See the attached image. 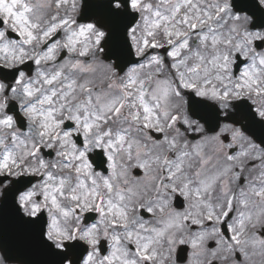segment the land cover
I'll use <instances>...</instances> for the list:
<instances>
[{"label":"snow or ice","instance_id":"obj_1","mask_svg":"<svg viewBox=\"0 0 264 264\" xmlns=\"http://www.w3.org/2000/svg\"><path fill=\"white\" fill-rule=\"evenodd\" d=\"M130 3L132 9L145 13L142 27L132 26L134 18L123 21L112 14L73 31L78 0H43L42 9H55L45 29L33 23L30 16L39 19L40 14L26 0H0V16L5 23L11 21L26 44L68 30L63 46L72 52L79 37L96 32V46L113 62L65 61L45 79L49 85L59 81L65 68L80 74L67 78L61 87L62 103L55 106L57 93L52 91L40 101L49 105L47 112L37 113L33 107L29 114L42 117V136L63 128L67 140L72 135L68 129L79 128L86 145L94 136L99 160L90 162L87 152L73 153L72 159L82 161L77 171L90 178L93 164L106 165L109 173L102 174L103 187L115 193V199H106L92 178L94 187L84 199L85 210L107 218L101 220L103 239L99 225L83 233L50 227L47 239L57 249L52 253L42 242V231L34 239L32 223L22 218L11 240L6 241L0 229V264H13L26 248L37 259L60 254L56 257L63 264L71 245L81 241L90 249L84 264H228L237 251L248 264H255V257L264 261V8L260 7L264 0H173L163 11L148 0ZM101 27L109 29L108 35ZM189 33L199 35L195 49ZM158 35L170 47L168 68L174 79L164 72L159 56L144 63L131 59L133 52L143 57L146 50L161 48ZM58 47H49L35 63L55 60ZM0 51H9V46H0ZM23 55L21 50L13 58L22 62ZM79 55L87 56L88 48ZM241 57L247 65L243 69ZM234 65L239 76L231 84L236 71L229 70ZM26 94L34 93L26 90ZM13 124L10 116L0 119V127L11 129ZM189 129L199 138H187ZM152 132L162 133L163 138H154ZM38 151L33 146L29 154ZM18 167L12 153L0 158V174L11 175ZM134 169L143 175L133 176ZM80 186L87 187L84 182ZM30 199L21 200L26 212ZM71 199L80 201L77 195ZM52 205L59 208L55 197ZM141 209L152 220L146 221ZM40 211L32 205L30 217H38ZM105 241L108 252L102 255Z\"/></svg>","mask_w":264,"mask_h":264},{"label":"clouds","instance_id":"obj_2","mask_svg":"<svg viewBox=\"0 0 264 264\" xmlns=\"http://www.w3.org/2000/svg\"><path fill=\"white\" fill-rule=\"evenodd\" d=\"M26 2L40 14L39 19L30 16L33 19V23H39L41 29L47 28L51 15L55 13V9H42L40 5L43 0H26ZM46 2L51 3L52 0H46ZM148 2L160 7L161 11H163L165 8L172 6L173 0H168L167 3L164 0H148ZM206 2L211 3L212 0H206ZM78 5L80 11L76 16V21L77 17H79L80 22L72 29L73 31H78L80 25L97 24L98 21H105L112 14L118 15L123 21H131L134 18L132 26L140 25L142 27L141 17L145 13L132 9L130 0H78ZM260 7L264 8V3ZM17 11H23V9L17 7ZM63 14L62 12L61 15ZM0 20L4 22V17L0 16ZM4 24L6 27L0 28V33L4 34L3 38L0 39V46H9V51H0V70H2L0 71V119L10 116L14 124L11 129L0 127V158L12 153L18 161L19 167L13 168L11 175L7 172L0 174V213L7 208H11L18 218L37 224L39 226L38 235L42 231V242L51 248L52 253H56L57 249L47 239L50 227L59 228L68 233H74L79 229L83 233L86 228L99 225L100 236L103 239L105 225L101 224V220H107V218H103L100 215L95 218L92 216L86 217L85 214L89 212L83 208L84 199L87 192L94 187L91 183L92 178L97 181V190L106 199H115V193L109 194L105 191L103 175L100 171H96L93 168L92 177L90 178L87 173L77 171L82 161L72 159L73 153L87 152L88 157L89 154H92L93 161H98L99 154L94 144L95 137H89V143L86 145L81 134L82 129L79 128L68 129L72 135L67 140L63 139L65 131L63 128L57 129L56 133L51 136H42L41 133L44 131L41 127L42 117L38 115L33 117L29 114V109L35 107L37 113L41 111L46 113L49 105L47 103L41 104L40 101L44 96L51 95L52 91L57 93L54 98L57 102L55 106L58 107L59 103H62L60 99L61 87L67 78L79 77L80 74L65 68L64 76L59 81L49 85L45 83V79H50L65 64V61H79L85 64L110 63L113 61L106 60L105 51L98 49L96 46L95 31L87 32L86 35L79 37L76 51L69 52L63 46L66 37L69 35L68 30H62L61 37L44 49L43 45L47 43V40H37L33 41L32 44H26L24 43V38L17 40L8 35L9 32H17L13 30L10 20L7 23L4 22ZM100 30L105 31L106 35H108L109 29L101 27ZM137 34H140L139 29ZM189 35L194 42L193 49H195L199 44V35L191 33ZM157 38L160 40L161 48L168 47L166 38L162 35H158ZM54 44L59 45L55 53L56 59H44L39 65L36 64V58L43 57L48 52L49 47ZM85 47L88 48V55L81 57L79 51ZM21 50L24 53L22 62L13 58V53L15 56H20ZM65 50L68 56L57 63L60 52ZM153 55L161 58L164 62V72L174 79L172 70L165 63L163 54L145 52L140 63L146 62ZM135 57L137 56L133 52L131 59L134 60ZM28 60L34 61L37 67L33 68L32 65H27L21 69L20 65L25 64ZM132 66L128 65V67ZM239 67L241 69L247 67L243 63V57L240 58ZM234 71H236L235 65L230 68L229 73ZM261 74L264 75V72ZM238 76L239 72L236 71V75L233 76L230 83L235 84L238 81ZM26 90H31L34 94L29 97L26 94ZM232 111L234 112L235 109H232ZM65 115L68 114L65 113ZM57 118H60L59 113ZM21 120L24 122V126L25 122L27 124V129L23 133L20 131L22 127H17V122L20 125ZM67 122L65 120V123ZM195 134H197L195 130L189 129L186 137L189 138L190 135ZM13 137H16V139H13ZM74 137L83 138L82 146L76 144V147H73V143L76 142ZM33 146L39 148V151L34 155L29 154L32 152ZM41 147L51 150L52 155L46 158L40 154ZM22 178L23 181L27 182H22ZM81 182H84L87 187H81ZM72 195L80 197L79 203L71 199ZM28 196H31V199L28 203L29 211L26 212L21 206V200ZM53 197L59 204L58 209L52 205ZM32 205H37L41 209L38 217H30ZM64 212H68L69 215L65 216ZM92 212H95V210ZM130 227H135V223L130 221ZM53 239H55V236ZM71 247L78 251L68 253V258L63 260V264H84V259L88 251H90L86 242L81 241L78 244L71 245ZM254 260L255 264H264L260 257H255ZM13 264H61V261L58 257L47 254L41 255L37 259L35 257L29 258L20 253L13 261ZM218 264H222V262H218ZM228 264H248V262H238L233 258Z\"/></svg>","mask_w":264,"mask_h":264},{"label":"water","instance_id":"obj_3","mask_svg":"<svg viewBox=\"0 0 264 264\" xmlns=\"http://www.w3.org/2000/svg\"><path fill=\"white\" fill-rule=\"evenodd\" d=\"M134 60L137 62V59L134 58ZM22 218H18L15 214V212L11 208L5 209L2 213H0V229L3 231V235L6 241L11 240L13 232L15 230L16 225ZM38 225L35 223L31 224V235L35 239L38 236ZM78 251L77 249H74L70 247L69 253H73ZM22 254L28 256L29 258L34 257V252L31 248H26L23 250ZM53 256H58L60 254H52Z\"/></svg>","mask_w":264,"mask_h":264},{"label":"flooded vegetation","instance_id":"obj_4","mask_svg":"<svg viewBox=\"0 0 264 264\" xmlns=\"http://www.w3.org/2000/svg\"><path fill=\"white\" fill-rule=\"evenodd\" d=\"M234 215V214H233ZM225 233L227 234V230H225ZM229 233V236H226V238H230V236H231V233L230 232H228ZM211 246H215L214 244H212ZM234 259L236 260V261H238V262H241V261H245V257L239 252V251H237L235 254H234Z\"/></svg>","mask_w":264,"mask_h":264},{"label":"rangeland","instance_id":"obj_5","mask_svg":"<svg viewBox=\"0 0 264 264\" xmlns=\"http://www.w3.org/2000/svg\"><path fill=\"white\" fill-rule=\"evenodd\" d=\"M16 33H17V32H16ZM18 34H19V33H18ZM55 34H56V33H55ZM48 39H49V38H48ZM48 39H47V40H48ZM65 51H66V50H65ZM146 51H147V50H146ZM168 51H170V47H169V50H168ZM61 52H62V51H61ZM61 52H60V53H61ZM66 52H67V51H66ZM153 53H154V52H153ZM155 53H159V52L156 51ZM160 54H161V53H160ZM59 56H60V54H59ZM67 56H68V53H67ZM67 56H66V57H67ZM164 56H165V63H166V64H170V63H171V59L167 56V54H165ZM66 57H65V58H66ZM28 61H30V60H28ZM31 61H32V60H31ZM26 62H27V61H26ZM33 62H34V61H33ZM34 65H35V64H34ZM35 67H37V66L35 65ZM173 71H174V70H173ZM21 133H22V132H21ZM195 135H197V134H195ZM190 136H192V135H190ZM46 150H48V149H46ZM40 154H41V153H40ZM133 176H134V175H133Z\"/></svg>","mask_w":264,"mask_h":264}]
</instances>
